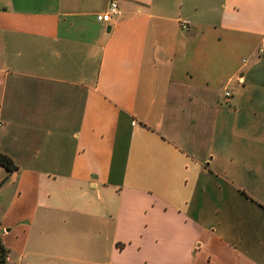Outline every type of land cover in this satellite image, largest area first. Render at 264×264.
I'll use <instances>...</instances> for the list:
<instances>
[{
	"label": "crops",
	"instance_id": "crops-1",
	"mask_svg": "<svg viewBox=\"0 0 264 264\" xmlns=\"http://www.w3.org/2000/svg\"><path fill=\"white\" fill-rule=\"evenodd\" d=\"M109 1L0 0V264H264V0Z\"/></svg>",
	"mask_w": 264,
	"mask_h": 264
},
{
	"label": "built area",
	"instance_id": "built-area-1",
	"mask_svg": "<svg viewBox=\"0 0 264 264\" xmlns=\"http://www.w3.org/2000/svg\"><path fill=\"white\" fill-rule=\"evenodd\" d=\"M118 15V7L116 0H110L106 9L95 15L96 20L99 22H109L113 17ZM225 96H229V92L225 91ZM135 121H132L134 123Z\"/></svg>",
	"mask_w": 264,
	"mask_h": 264
},
{
	"label": "trees",
	"instance_id": "trees-1",
	"mask_svg": "<svg viewBox=\"0 0 264 264\" xmlns=\"http://www.w3.org/2000/svg\"><path fill=\"white\" fill-rule=\"evenodd\" d=\"M0 166L5 168L7 171H12L16 168L13 161L8 156H6L1 152H0Z\"/></svg>",
	"mask_w": 264,
	"mask_h": 264
}]
</instances>
